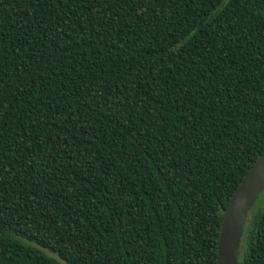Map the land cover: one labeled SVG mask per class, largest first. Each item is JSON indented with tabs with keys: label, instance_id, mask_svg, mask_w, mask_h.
<instances>
[{
	"label": "trees",
	"instance_id": "obj_1",
	"mask_svg": "<svg viewBox=\"0 0 264 264\" xmlns=\"http://www.w3.org/2000/svg\"><path fill=\"white\" fill-rule=\"evenodd\" d=\"M263 152L264 0H0V264H216Z\"/></svg>",
	"mask_w": 264,
	"mask_h": 264
},
{
	"label": "water",
	"instance_id": "obj_2",
	"mask_svg": "<svg viewBox=\"0 0 264 264\" xmlns=\"http://www.w3.org/2000/svg\"><path fill=\"white\" fill-rule=\"evenodd\" d=\"M264 189V152L252 163L222 212L216 248V264H239L243 226Z\"/></svg>",
	"mask_w": 264,
	"mask_h": 264
},
{
	"label": "rangeland",
	"instance_id": "obj_3",
	"mask_svg": "<svg viewBox=\"0 0 264 264\" xmlns=\"http://www.w3.org/2000/svg\"><path fill=\"white\" fill-rule=\"evenodd\" d=\"M264 195V189L261 191V193L259 194V196H258V198H257V200H256V202L258 201V203L259 202H261V200L263 199V196ZM256 202H255V204H256ZM240 249H241V247H240ZM45 253H47L49 256H51V257H54V258H56V259H58L62 264H65L62 260H60L58 257H57V255L56 254H54V253H51L50 251H48V250H43Z\"/></svg>",
	"mask_w": 264,
	"mask_h": 264
}]
</instances>
